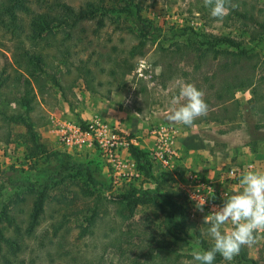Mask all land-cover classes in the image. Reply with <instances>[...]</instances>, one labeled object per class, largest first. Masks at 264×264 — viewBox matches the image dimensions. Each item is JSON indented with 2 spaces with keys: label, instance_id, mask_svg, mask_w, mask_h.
<instances>
[{
  "label": "rangeland",
  "instance_id": "obj_1",
  "mask_svg": "<svg viewBox=\"0 0 264 264\" xmlns=\"http://www.w3.org/2000/svg\"><path fill=\"white\" fill-rule=\"evenodd\" d=\"M133 2L142 6V22L120 12L117 0H45L41 6L36 5V0H29L35 12H53L55 3L67 4L75 10L91 3L97 10L71 30L70 39L65 33L69 29L53 26L55 34L47 35L34 46L27 40L22 43L23 50L42 52L47 60L42 72H36L35 76L24 72V75L35 95L31 118L39 141L49 152L58 154L30 158L29 142L22 126L12 124L10 134L0 129V212L6 208L7 214L24 229L41 190L39 186L46 181L49 183L48 199L39 224L32 236L22 239L16 259L10 258L11 264H124L125 259L134 257L136 248L147 245L151 237L172 240L171 236H165L162 214L153 205L138 204L133 216L123 220L116 214L118 206L109 202L111 196L133 189L148 195L155 188L153 181L137 171L128 152L129 144L149 153L153 175H172L167 186L175 192L179 181L198 175L203 180L212 179L235 194L242 190L240 176L248 164H255L257 171L264 172V113L251 108L249 89L218 94L222 92L221 81L229 82L234 75L232 63L226 62L231 56L222 54L213 58L212 52L207 56L197 52L200 48L197 39L229 37L246 51L240 74L244 76L254 66V72L262 74L264 29L250 22L248 16L244 20L234 15V23H216L210 8H202L204 0ZM243 2L260 8L264 0ZM257 15L255 11V18L262 20ZM22 18L26 33L32 15ZM98 21L103 23L100 28L96 25ZM240 23L247 24L248 28ZM141 25L147 26L153 35L147 39L142 37ZM10 38L8 33L0 32V50L4 54L0 66L6 62L17 69L22 63L19 54L23 50L15 49V42ZM66 50L69 53L62 52ZM231 51L240 54L238 50ZM197 55L204 58L199 59ZM18 70L23 72L24 68ZM87 71H90L89 83L83 76ZM175 79L193 83L205 93L208 113L198 118L194 126L173 124L167 119L170 100L178 95V89L171 84ZM16 110L11 104L7 115ZM68 120L81 125L99 121L108 132L111 130L123 138L119 142L124 144L113 148L114 161L99 147L65 150L55 129ZM161 128L168 132L173 130L165 146L158 143L159 134L154 133ZM164 139L166 137L162 142ZM67 161L74 165L73 169L59 177V165ZM75 166L89 169L100 184L97 194L107 198L99 202L102 213H98L96 223L88 230L84 217L95 197L85 195L91 183L85 170ZM176 169L183 170L181 179L175 178ZM231 169H238L240 176L235 181L219 184L221 176ZM161 202L172 211L169 203ZM187 206L191 228H187L183 236L187 246L179 250L184 255L194 250L203 251L201 240L210 247L214 244L208 235L209 225L204 224L208 214L196 210L188 201ZM72 212L75 214H69ZM232 227L229 222L224 229ZM0 229L5 236L14 234L13 227L6 221L0 222ZM8 244L14 246L10 241ZM9 245L4 244L3 253ZM241 249L249 259L264 264V232L258 234L252 246ZM216 261V264L232 263L219 254Z\"/></svg>",
  "mask_w": 264,
  "mask_h": 264
},
{
  "label": "trees",
  "instance_id": "obj_2",
  "mask_svg": "<svg viewBox=\"0 0 264 264\" xmlns=\"http://www.w3.org/2000/svg\"><path fill=\"white\" fill-rule=\"evenodd\" d=\"M120 6V12L123 14L136 19L138 22H142L141 11L142 6L139 3L133 2L134 0H117ZM45 3V0H36V5L41 6ZM29 0H0V32L8 33L11 38L10 40L14 43V47L17 50H23L25 47H21L24 40L29 41L32 46L37 44L39 41L45 39L47 35L55 34L53 32V26L59 27L62 30L69 29L67 32V39L71 38V30L79 26L80 23L93 16L96 13L97 7L94 4H87L85 8H79L75 10L73 7L59 3H55V9L53 12H35L29 5ZM235 5L227 16L224 18V22L231 21L234 23V15L238 16V19L243 18L247 20V16L252 21L255 26L264 29V2L262 7H255L251 5L249 7L248 3L243 2V0H233ZM47 7V5H46ZM202 8H206L203 6ZM209 9V8H208ZM262 20L255 18L254 13ZM32 15L31 21L29 22L28 29L25 33V28L23 26L22 16ZM245 28H248L247 24L240 23ZM97 28L103 26L101 21L97 22ZM140 34L145 39L153 35L152 31L148 27L141 25ZM185 33V31H183ZM197 43L200 48L197 52H200V56H207L210 52L213 53V58L217 55H228L231 56L230 59H226V62L232 63V68L234 70V75L230 77L229 82L221 81V91L220 94H225L231 90L238 88H243L244 90L249 89L251 91V100L249 104L251 108L258 113H264V69L261 73L256 74L255 66L253 70L248 69L247 73L242 76L240 74L241 62L243 61V55L246 51H243L241 45L235 42L229 37H216L210 36L205 41L197 39ZM1 46V43H0ZM218 47H225V49H216ZM178 49H176L177 51ZM231 50H238L240 54ZM63 53H69L68 50L62 51ZM62 53V54H63ZM197 55V57H200ZM4 57L3 51L0 50V58ZM21 68H24L23 72L10 67V63L4 62L0 66V129H6L7 134H10V127L13 125L22 126L25 130L27 140L29 142V147L27 148V153L30 158H35L37 155H48L57 156V152H49L45 145H43L37 136L35 124L31 118V113L33 112V101L35 99L34 92L30 87V81L25 73H29L31 76H35L36 72H42L43 66L47 64L45 56L42 52H31L23 50L19 54ZM204 58V57H201ZM199 58V59H201ZM227 65V64H226ZM128 71V70H127ZM87 71L83 74L85 82L89 83ZM226 96V95H225ZM14 104L16 107V112L7 115L8 106ZM128 152L136 165L137 171L144 175L147 180L153 181L155 183V188L151 190L150 194H139L134 189L128 193L119 194L117 196H111L109 202L116 204L118 209L116 214L123 220L130 219L133 214L135 207L141 203H149L156 207L162 214V225L165 231V236H171V241L166 238L159 239L157 237H151L150 242L147 245H141L136 248V255L131 258H127L124 264H187L189 260L192 259L191 254H180L179 250L187 246V242L184 239L185 230L191 228L190 223H188V217L186 214L187 201L185 196L179 191H173V189L168 185V181L172 180V175L170 173H162L158 176L153 175L152 164L149 158V153L133 144H129ZM67 158H69L68 155ZM70 159V158H69ZM74 166V165H73ZM72 164L67 161L65 164L60 163L58 176L61 173L70 171L73 169ZM79 170L83 169L86 172L88 181L91 183V188L85 192L88 198L94 196L95 202L90 209H88V214L84 217V222L86 225V230L93 227L96 223L98 213H102V205L99 203L101 200H106L107 198L103 194H97V190L100 189L93 179L89 169L83 166H75ZM175 178L181 179L183 177V170H174ZM55 178V177H54ZM41 189L34 200L33 210L30 215L29 221L26 227L17 225L15 220L12 219L4 208L0 212V222L6 221L9 227H13L14 234L12 237L4 235L2 229H0V262L4 264H11L10 258L16 259L17 253L21 248V241L23 238H29L32 236L35 228L39 224L40 218L44 213V205L48 199V189L49 183L46 181L39 186ZM155 196V197H154ZM160 198V201L158 199ZM64 202L65 198L63 199ZM157 200V201H156ZM169 203L172 206L168 211V207H164L162 202ZM70 205V201L66 208ZM68 209H65L67 212ZM75 214V213H69ZM12 242L14 246L8 243ZM201 250L206 251L211 247L207 245L203 240L200 241ZM117 243L121 241L117 240ZM4 244L9 245L7 252L3 253ZM11 252L9 253V251ZM242 251V249H241ZM239 252L229 264H258L256 261L246 257V252ZM2 260V261H1ZM216 259L214 264H216Z\"/></svg>",
  "mask_w": 264,
  "mask_h": 264
},
{
  "label": "clouds",
  "instance_id": "obj_3",
  "mask_svg": "<svg viewBox=\"0 0 264 264\" xmlns=\"http://www.w3.org/2000/svg\"><path fill=\"white\" fill-rule=\"evenodd\" d=\"M216 23H222L231 8L233 0H204ZM160 69H157L159 71ZM171 84L178 89L172 96L167 119L173 124L194 126V122L208 113L209 105L205 93L193 83L175 79ZM241 191L223 199L219 207H213L204 217L208 224V235L214 240L206 251L194 250L187 264H214L217 254L225 261H232L244 246L256 243L258 234L264 232V172L256 170L255 164H248L240 176ZM204 204L197 206L203 212ZM229 222L231 230L224 226Z\"/></svg>",
  "mask_w": 264,
  "mask_h": 264
},
{
  "label": "built area",
  "instance_id": "obj_4",
  "mask_svg": "<svg viewBox=\"0 0 264 264\" xmlns=\"http://www.w3.org/2000/svg\"><path fill=\"white\" fill-rule=\"evenodd\" d=\"M55 130L59 142L68 152L93 150L95 147H99L110 158V161H114L113 148L124 144L119 142V139L123 138H120L111 130L108 132L107 128L99 121L81 125L73 120H68L60 124L58 129ZM160 130H156L154 133L159 134L158 143L165 146L171 140L173 130L169 132L164 128ZM163 137H166L164 142H162ZM239 176L238 169H231L221 176L218 183L224 184L226 180L235 181V178ZM190 178L185 182L179 181L177 191L181 192L196 210H199L197 206L205 203L203 212L210 214L213 207H219L223 199L233 194L225 187L218 186L212 179L203 180L198 175H191ZM234 184L237 183L234 182Z\"/></svg>",
  "mask_w": 264,
  "mask_h": 264
}]
</instances>
